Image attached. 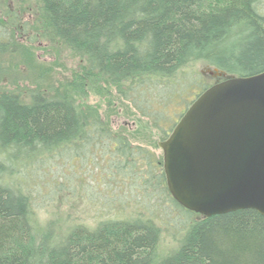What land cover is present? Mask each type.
<instances>
[{
  "label": "trees",
  "instance_id": "trees-1",
  "mask_svg": "<svg viewBox=\"0 0 264 264\" xmlns=\"http://www.w3.org/2000/svg\"><path fill=\"white\" fill-rule=\"evenodd\" d=\"M39 1L47 34L84 59L81 79L113 84L127 100L168 85L200 59L228 77L264 72L263 0ZM30 93L27 103L14 92L0 94V147L12 160L0 180V264H264V215L254 209L207 218L188 211L196 218L164 256L156 250L161 231L153 220L107 219L92 233L75 227L57 244L41 239L22 171L78 149L85 159L98 151L135 162L137 153L143 163L148 155L112 133L94 106Z\"/></svg>",
  "mask_w": 264,
  "mask_h": 264
},
{
  "label": "rangeland",
  "instance_id": "rangeland-1",
  "mask_svg": "<svg viewBox=\"0 0 264 264\" xmlns=\"http://www.w3.org/2000/svg\"><path fill=\"white\" fill-rule=\"evenodd\" d=\"M44 14L39 0H0V24L6 26L0 29V90L16 93L22 103L29 102L30 92L37 90L49 99L92 105L112 133L140 146L148 159L141 163L138 154L132 153L137 160L125 162L98 151L88 152L90 158L85 159V151L78 149L72 156H49L34 171H22L31 194V225L41 239L57 244L75 227L92 233L107 219L153 220L161 231L157 253H173L196 217L172 203L161 185L157 163L162 164L163 153L158 143L168 137L203 86L219 76L200 59L168 85H160L157 91L146 89L127 100L113 84L81 79L84 59L47 34ZM200 80L203 86L198 85ZM138 105L146 115L136 108ZM24 155L26 158L28 152ZM75 155L81 157L79 161ZM8 156L0 147L3 182L8 176L1 173L12 161Z\"/></svg>",
  "mask_w": 264,
  "mask_h": 264
},
{
  "label": "water",
  "instance_id": "water-1",
  "mask_svg": "<svg viewBox=\"0 0 264 264\" xmlns=\"http://www.w3.org/2000/svg\"><path fill=\"white\" fill-rule=\"evenodd\" d=\"M191 103L159 146L174 200L204 218L264 215V72L227 77Z\"/></svg>",
  "mask_w": 264,
  "mask_h": 264
},
{
  "label": "flooded vegetation",
  "instance_id": "flooded-vegetation-1",
  "mask_svg": "<svg viewBox=\"0 0 264 264\" xmlns=\"http://www.w3.org/2000/svg\"><path fill=\"white\" fill-rule=\"evenodd\" d=\"M8 14H10V13H8ZM6 28V26H4V25H2V24H0V29L1 30H4ZM0 45H3V43L1 42V40H0ZM2 92L3 91H1L0 90V94H2ZM159 144V143H158ZM132 145V144H131ZM133 146V145H132ZM135 147V146H134ZM164 178H165V175H164ZM162 186H164V188H166V191L168 192V189H167V186H166V180H165V182H164V185H162Z\"/></svg>",
  "mask_w": 264,
  "mask_h": 264
}]
</instances>
